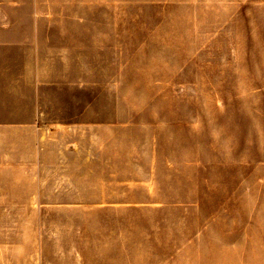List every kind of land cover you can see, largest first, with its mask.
<instances>
[{
	"label": "rangeland",
	"instance_id": "1",
	"mask_svg": "<svg viewBox=\"0 0 264 264\" xmlns=\"http://www.w3.org/2000/svg\"><path fill=\"white\" fill-rule=\"evenodd\" d=\"M110 1L0 0V264H264V0Z\"/></svg>",
	"mask_w": 264,
	"mask_h": 264
},
{
	"label": "crops",
	"instance_id": "2",
	"mask_svg": "<svg viewBox=\"0 0 264 264\" xmlns=\"http://www.w3.org/2000/svg\"><path fill=\"white\" fill-rule=\"evenodd\" d=\"M110 1V0H109ZM114 1V0H112ZM111 2V1H110ZM108 3V2H107ZM99 4V2H97ZM102 4H106L103 2ZM31 49V48H29ZM27 51V52H25ZM31 50H24V54L30 56L28 61L12 64H6L8 66V73H5V78L15 77V73L13 70L21 69L24 70H32L37 69L36 63H31ZM37 50L33 55H36ZM1 68H5V64L0 63V71ZM4 126V125H3ZM0 129V166H30L35 169L36 176H32L30 182L36 184L35 191L30 192L25 197L30 198L32 200L39 199L44 197V195L40 192V185L46 181L43 175L47 170L57 169L60 170L64 167L69 166H81L84 163V160H98L99 156L93 155L91 152L93 151L95 146H40L41 144L38 141V129L34 126V124L30 123V121L23 126L21 125H13L6 126L4 131ZM14 133L16 137L10 143V146H2L4 136L10 135ZM23 146H19L20 144ZM12 145V146H11ZM48 175V174H47ZM57 182H63V179L57 180Z\"/></svg>",
	"mask_w": 264,
	"mask_h": 264
}]
</instances>
